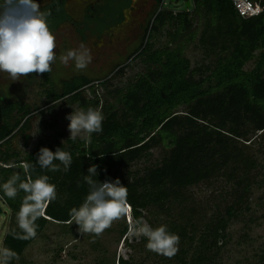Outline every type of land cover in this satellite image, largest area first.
<instances>
[{
    "label": "trees",
    "instance_id": "1",
    "mask_svg": "<svg viewBox=\"0 0 264 264\" xmlns=\"http://www.w3.org/2000/svg\"><path fill=\"white\" fill-rule=\"evenodd\" d=\"M186 2L187 10L174 12L158 0L148 39L136 57L141 71L126 85L107 90L110 101L101 102L94 87L93 99H86L83 91L90 85L84 77L62 85L59 93L45 91L47 112L55 110L57 102L102 112L103 130L93 133L90 143L64 137L53 113L47 124L54 131L51 137L21 152L15 144L21 141L28 147L33 112L18 103L0 105V164L32 163V178L47 175L57 190L47 218L36 221L37 236L27 240L21 238L16 221L25 193L8 199L0 190V201L11 214L0 248L19 257L10 264H26L25 249L49 227L73 237L85 235L67 221L70 210L79 208L89 193L84 177L93 164L98 166L94 180L119 179L127 187L134 219L152 228L167 225L180 237L179 251L170 259L148 251L145 237L131 238L127 258H108L99 237L89 234L96 252L93 264H216L230 224L251 211L255 190L264 192V11L244 20L230 0ZM260 4L264 6V0ZM161 33L165 42L156 47L154 40ZM188 44L201 52L199 67L192 68L185 56ZM250 62L254 65L246 70ZM47 74L42 75L44 81ZM105 82L101 86L106 87ZM41 147L71 153L69 169L59 161H54L58 171L41 169L35 164ZM141 161L145 166L135 168ZM16 172L25 179L22 168L0 167V185ZM201 185L211 189L209 200L193 193ZM118 226L116 241L126 242L125 219ZM259 264H264V256Z\"/></svg>",
    "mask_w": 264,
    "mask_h": 264
},
{
    "label": "rangeland",
    "instance_id": "2",
    "mask_svg": "<svg viewBox=\"0 0 264 264\" xmlns=\"http://www.w3.org/2000/svg\"><path fill=\"white\" fill-rule=\"evenodd\" d=\"M186 0H165L166 7L174 12L183 9ZM159 10L158 5L153 6L150 0H134L132 9L126 12V21L119 28H115L103 35L101 39L87 37L79 39L71 26L66 25L55 32L56 37V60L51 65L52 71L48 73L49 82L46 83L42 75L35 73L28 77H21L19 80L11 79L7 74L0 73V105L18 103L25 106V109L33 112L31 116V139L28 147L23 148L21 141L16 142V148L21 152L31 151L38 140L49 139L53 130L47 127L52 119V114H57L58 131L62 135L70 137L68 130L70 121L66 119L73 111L79 110L77 106L64 107L62 102L56 103L55 110L47 112L44 107L46 102L45 91L49 88L57 93L61 91V83L72 78L86 77L92 86L86 87L83 91L86 99H93L91 88L101 102L111 100L107 97L106 91H114L126 85L133 77L141 71L138 60L129 61V57L138 50L145 42L148 30L153 20L154 14ZM165 42L163 33L156 38L155 46L159 47ZM83 43L91 51L92 60L87 68L78 70L74 61L63 64L59 57L67 53L70 49H78ZM257 53V52H256ZM185 56L189 59L192 68L199 67L202 62L201 52L188 44ZM128 64V65H127ZM125 66L122 73L114 74L118 66ZM254 63L250 62L245 69L250 70ZM106 87L97 84L104 82ZM107 88V89H106ZM41 108L35 111V108ZM43 107V108H42ZM157 156V152L153 159ZM146 162L141 161L134 167L142 169ZM193 193L200 199L209 200L211 189L201 185L195 187ZM0 246L9 226L11 214L0 201ZM251 211L244 213L239 221L232 222L227 230V240L220 255L216 259V264H259L260 258L264 256V192L263 189L255 190L250 202ZM251 217L252 222L248 218ZM128 232V223L125 219ZM121 219L115 221L103 235L99 236L102 250L110 258H127L130 250L127 243L131 238L127 236V241L122 239L117 242L119 224ZM126 232V234H127ZM89 234L80 236H70L62 233L57 227H49L36 240L30 244L23 253V260L26 264H93L96 252L92 249Z\"/></svg>",
    "mask_w": 264,
    "mask_h": 264
},
{
    "label": "clouds",
    "instance_id": "3",
    "mask_svg": "<svg viewBox=\"0 0 264 264\" xmlns=\"http://www.w3.org/2000/svg\"><path fill=\"white\" fill-rule=\"evenodd\" d=\"M47 13L40 11L34 0H4L0 6V73L7 74L13 80L28 77L29 74L43 75L52 71L51 65L56 60V37L47 23ZM67 65L75 62L78 70L87 68L91 63V51L83 43L78 49H70L59 57ZM66 119L70 121L68 130L72 140L81 138L85 143L91 142L93 133L102 132L104 116L101 111L89 107L73 111ZM59 161L67 171L71 165V153L57 148L55 152L41 147L37 153V161L41 169L58 171ZM5 169L22 168L25 179L16 172L2 185L3 195L15 199L20 191L25 193L16 221L23 233L22 239H33L37 236L39 218H47L49 205L56 200V185L49 182L47 175L32 178L34 165L29 162L16 164L13 162L0 164ZM97 165L88 168L84 180L89 186L83 203L79 208L73 207L69 212V224L73 222L82 234L101 236L115 221L126 219L128 232L126 235L139 239L145 237L146 249L167 258L174 257L179 251L180 237L169 232L167 225L152 228L143 219L133 218L132 205L128 202V189L119 179L115 181L97 182ZM18 254L9 248H0V264H10L18 259Z\"/></svg>",
    "mask_w": 264,
    "mask_h": 264
},
{
    "label": "flooded vegetation",
    "instance_id": "4",
    "mask_svg": "<svg viewBox=\"0 0 264 264\" xmlns=\"http://www.w3.org/2000/svg\"><path fill=\"white\" fill-rule=\"evenodd\" d=\"M150 1L153 6L158 4V0ZM34 2L40 6V11L48 14L47 23L53 34L64 26L69 25L72 27L75 35L79 39L84 40L87 37L101 39L109 31L122 26L126 21V12L132 9L134 0H34ZM164 3L165 0H162V5ZM185 3L186 1H184L182 10H187ZM166 8L169 9V7ZM182 10H177V12ZM147 36L146 39H148ZM143 45L129 57L130 62L136 60ZM127 65L123 67L121 65L118 66L114 74L117 72L120 74V71H123V68ZM82 77L64 81L61 85L71 84L72 81ZM46 79V83L49 82V85H52L48 80V74L46 75ZM101 83L103 82H98L97 84ZM88 85L93 84L89 81Z\"/></svg>",
    "mask_w": 264,
    "mask_h": 264
},
{
    "label": "built area",
    "instance_id": "5",
    "mask_svg": "<svg viewBox=\"0 0 264 264\" xmlns=\"http://www.w3.org/2000/svg\"><path fill=\"white\" fill-rule=\"evenodd\" d=\"M238 17L247 20L257 17L264 11L260 0H230Z\"/></svg>",
    "mask_w": 264,
    "mask_h": 264
},
{
    "label": "water",
    "instance_id": "6",
    "mask_svg": "<svg viewBox=\"0 0 264 264\" xmlns=\"http://www.w3.org/2000/svg\"><path fill=\"white\" fill-rule=\"evenodd\" d=\"M172 1H173V0H172ZM3 3H4V0H0V6H2ZM189 5H190L189 2H186V3H185V8H188Z\"/></svg>",
    "mask_w": 264,
    "mask_h": 264
}]
</instances>
